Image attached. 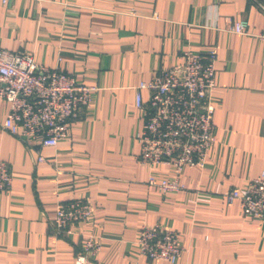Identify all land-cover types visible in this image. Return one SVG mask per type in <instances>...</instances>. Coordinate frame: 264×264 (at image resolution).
<instances>
[{
    "label": "crops",
    "instance_id": "crops-1",
    "mask_svg": "<svg viewBox=\"0 0 264 264\" xmlns=\"http://www.w3.org/2000/svg\"><path fill=\"white\" fill-rule=\"evenodd\" d=\"M245 21V33L232 28ZM264 0H11L0 5V48L26 52L77 82L92 102L55 146L2 127L0 160L12 176L0 191V264H74L89 236L98 251L83 264H264V221L238 199L264 172ZM217 52L214 142L201 167H184L180 188L151 184L171 165L138 159L144 110L136 87L182 52ZM143 106L148 104L142 92ZM44 157L39 161L38 157ZM89 200L95 211L66 234L56 204ZM179 235L174 262L149 259L137 245L143 225Z\"/></svg>",
    "mask_w": 264,
    "mask_h": 264
},
{
    "label": "built area",
    "instance_id": "built-area-1",
    "mask_svg": "<svg viewBox=\"0 0 264 264\" xmlns=\"http://www.w3.org/2000/svg\"><path fill=\"white\" fill-rule=\"evenodd\" d=\"M11 0H0V5ZM245 21L236 22L233 30L245 33ZM264 39V33L259 35ZM217 52L186 50L182 60L155 72L136 87L135 105L144 110V121L137 140L141 162L171 165L177 176L165 178L158 185L162 191L180 188L178 176L184 167H201L214 142V104L210 93L215 85ZM96 88L77 82L61 69L49 68L26 52L0 48V99L8 105L2 127L23 139H39L42 146H55L68 135L72 121L90 106ZM148 95L143 106L142 92ZM39 161L44 157L39 156ZM12 182L8 165L0 160V191ZM227 201L238 199L245 215L264 221V172L248 182L245 189L226 194ZM89 200L76 198L56 204L53 226L69 234L80 222L94 217ZM137 245L149 259L174 262L181 253L179 235L159 224L143 225ZM99 244L89 236L74 264L87 262Z\"/></svg>",
    "mask_w": 264,
    "mask_h": 264
}]
</instances>
